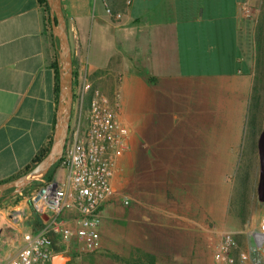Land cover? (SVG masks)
I'll return each mask as SVG.
<instances>
[{
	"label": "crops",
	"instance_id": "crops-1",
	"mask_svg": "<svg viewBox=\"0 0 264 264\" xmlns=\"http://www.w3.org/2000/svg\"><path fill=\"white\" fill-rule=\"evenodd\" d=\"M259 2L61 0L74 86L87 77L112 101L119 95V118L130 132V149L112 184L118 191L122 179L123 185L134 181L144 207L137 221L161 228L152 248L127 238L113 253L119 264H134L140 256L155 264L193 261L191 230L203 219V160L258 162L252 176L242 174L240 186H251L264 201V73L258 68L257 20L244 11ZM107 7L122 17L109 15ZM56 55L39 0H0V182L22 172L53 136ZM151 167L156 170L148 179ZM18 208L26 220L16 222L0 209V264L24 246V233L38 229L31 224L34 209L26 201Z\"/></svg>",
	"mask_w": 264,
	"mask_h": 264
},
{
	"label": "built area",
	"instance_id": "built-area-1",
	"mask_svg": "<svg viewBox=\"0 0 264 264\" xmlns=\"http://www.w3.org/2000/svg\"><path fill=\"white\" fill-rule=\"evenodd\" d=\"M250 6L244 8L249 12ZM120 19L122 14L107 7ZM72 119L64 153L51 177L30 185L25 201L41 217L37 230L22 235L24 246L6 264H53L58 256L94 252L101 248L104 213L117 198L130 200L117 191L112 179L119 159L130 149V132L119 118V95L111 100L93 89L84 77L74 86ZM14 221L25 216L15 209ZM248 251L231 254L237 243L226 233L215 252L218 264H263L264 216L253 233Z\"/></svg>",
	"mask_w": 264,
	"mask_h": 264
},
{
	"label": "rangeland",
	"instance_id": "rangeland-1",
	"mask_svg": "<svg viewBox=\"0 0 264 264\" xmlns=\"http://www.w3.org/2000/svg\"><path fill=\"white\" fill-rule=\"evenodd\" d=\"M248 14L256 18V28L260 23L263 25L262 47L260 50L257 49V57L258 63L260 61L261 64L259 68L264 73V0H260L256 7H250ZM252 122L254 127L257 124L256 114ZM258 165L256 161L203 160V219L201 221L198 219L199 225H193L191 230V250L194 257L190 264H218L215 252L226 233L234 234L237 243L231 254L236 256L241 251L249 250L254 241L253 233L264 216V201L257 199L251 186L241 189L240 183L242 174L245 178L247 175L252 176ZM155 170L151 167L146 171L148 179L154 176ZM118 187L121 188L118 191L128 197L130 202L125 204L121 198H117L110 206L109 209L113 212L105 223L104 242L101 248L94 252L82 251L58 256L59 264H119V259L115 258L113 253L119 254L121 245L126 243L127 238L134 245L146 244L152 248L154 244L152 238L159 234L161 228L154 224L142 225L137 221L144 212V207L139 203L140 194L134 181H128L123 185L122 179ZM23 194L25 195V191ZM242 201L244 205L241 207L238 203L241 205ZM21 202H25L24 196L20 194L9 196L0 201V209L8 211L13 217L16 214L15 206L21 205ZM147 211L158 219L156 212ZM130 213L131 218L128 217ZM22 220H26L24 216ZM145 234L150 241H144Z\"/></svg>",
	"mask_w": 264,
	"mask_h": 264
},
{
	"label": "water",
	"instance_id": "water-1",
	"mask_svg": "<svg viewBox=\"0 0 264 264\" xmlns=\"http://www.w3.org/2000/svg\"><path fill=\"white\" fill-rule=\"evenodd\" d=\"M50 8L52 33L56 40L59 67V95L55 117V127L51 146L47 154L28 171L0 183V201L22 193L33 183L45 177L58 163L64 153L72 119L74 102V65L67 30V20L61 0H47ZM262 186L264 193V143L262 146Z\"/></svg>",
	"mask_w": 264,
	"mask_h": 264
},
{
	"label": "trees",
	"instance_id": "trees-1",
	"mask_svg": "<svg viewBox=\"0 0 264 264\" xmlns=\"http://www.w3.org/2000/svg\"><path fill=\"white\" fill-rule=\"evenodd\" d=\"M41 5L43 6L44 10L46 11L47 13V16H48V26H49V30H50V33H51V36L53 37V41L56 43V40L52 34V26H51V17H50V8H49V5H48V1L47 0H39ZM262 29H263V25L262 23L259 24V26H257V30H256V39H257V49H261L262 47ZM260 63V61H259ZM54 70H55V75H56V87H55V90H56V101L58 102V95H59V67H58V55H56L55 57V61L53 62L52 64ZM260 67V64L258 66V68ZM55 124V122H54ZM51 142H52V136L49 140V143L47 144V146L43 147L39 153L37 154V156L35 157V159L33 160V162L31 164H29L22 172H20L19 174L13 176L12 178L14 177H17L19 175H21L22 173L28 171L29 169H31L34 165H36V163H38L40 160H42V158L47 154V152L49 151V148L51 146ZM263 143H264V131L262 132V136H261V144H260V150H261V153H263V150H262V146H263ZM262 165V163H261ZM57 164H55L51 170L49 171V173L46 175L47 177H51L55 168H56ZM2 182V181H1ZM0 182V183H1ZM262 183H263V180H262V172H261V182H260V199L261 200H264V193L261 192V186H262ZM26 191V189L24 190ZM41 217L39 216L38 213H36L35 211H33V217H32V221H31V224L35 227H39L41 225ZM118 258V256H117ZM146 260V261H145ZM144 261L147 263V264H155L154 260L150 257H138L137 259H134V264H144Z\"/></svg>",
	"mask_w": 264,
	"mask_h": 264
}]
</instances>
